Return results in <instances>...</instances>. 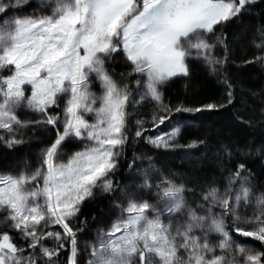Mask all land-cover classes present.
<instances>
[{
  "label": "snow or ice",
  "instance_id": "snow-or-ice-1",
  "mask_svg": "<svg viewBox=\"0 0 264 264\" xmlns=\"http://www.w3.org/2000/svg\"><path fill=\"white\" fill-rule=\"evenodd\" d=\"M253 13L264 17V0H0V144L24 145L28 129L54 133L38 166L0 172V264H61L69 247L63 264H80L81 208L97 189L118 214L86 247L87 264H264V191L240 159L264 157V143L221 142V177L203 186L177 182L151 157L146 168L128 165L130 186L113 179L130 133L194 160L207 141L179 142L194 114L235 110L251 125L243 86L226 72L228 34L216 32ZM257 39L244 63L264 67V25ZM117 57L128 68L118 75ZM194 62L217 79L221 99L166 102L163 88L189 79ZM142 103L151 111L134 116ZM69 142L78 145L70 154Z\"/></svg>",
  "mask_w": 264,
  "mask_h": 264
},
{
  "label": "trees",
  "instance_id": "trees-1",
  "mask_svg": "<svg viewBox=\"0 0 264 264\" xmlns=\"http://www.w3.org/2000/svg\"><path fill=\"white\" fill-rule=\"evenodd\" d=\"M259 12V9L256 10ZM264 25V17L258 14L246 15L240 21L230 23L223 28H217L216 35L221 32L228 34L230 41L229 62L225 66L226 72L232 80L243 86V99L246 100L243 112L245 120H251L250 126H242L235 118L234 111L228 112L223 109L217 113H197L195 119L188 122V126L182 132L180 143H188L192 140H206L207 149L203 146L200 149L193 150L195 159H187L182 154L173 155L165 152L163 149H155L147 140H135L130 133L129 143L125 147L124 154L120 157V164L117 172L113 176L114 181L121 188L131 185L130 169L128 165L135 158L136 165L143 169L149 164L148 158H152L155 165L176 174L177 182H186L189 188L194 185L203 186L206 181L213 179L219 180L221 177L220 164L216 159L217 148L221 142H237L241 146L247 143H254L259 147L264 143V116L261 115L264 110V99L261 94L264 93V67L259 64H245L246 59H251L255 47L253 41L259 43V29ZM217 55L222 54V48H217ZM117 75L126 72L127 67L122 57H117L112 64ZM193 71L189 79L174 78L164 88V95L167 101L172 103L184 102L189 106H198L202 103L212 102L221 99L223 88L217 79L209 74L203 65L194 62ZM248 90L256 93L251 95ZM240 90L238 89V92ZM136 114H147L151 111V105L142 103L135 108L130 109ZM164 126H161L163 128ZM155 130L150 129L149 134ZM27 143L17 146L13 149L6 148L0 144V172H18L25 170L26 166L32 168L38 166L37 152L39 147L45 146L53 138L54 133H43L37 129L33 134L32 129L26 131ZM47 140V141H46ZM78 149V145L69 142L65 145L64 151L71 153ZM241 160L247 163L253 173L254 182L258 191H264V157L253 154L248 157L241 156ZM231 166V165H229ZM199 193V187H197ZM191 198V193H186ZM113 197L110 194L96 190L94 198L84 202L80 220L87 221L82 232L78 233L79 244L81 242L95 239L99 228L110 227L111 222L116 218L117 211L112 209ZM249 243H257L253 239L241 238ZM92 242V241H91ZM70 254V247L62 250L59 260L61 264Z\"/></svg>",
  "mask_w": 264,
  "mask_h": 264
},
{
  "label": "rangeland",
  "instance_id": "rangeland-1",
  "mask_svg": "<svg viewBox=\"0 0 264 264\" xmlns=\"http://www.w3.org/2000/svg\"><path fill=\"white\" fill-rule=\"evenodd\" d=\"M25 11L26 12H30L31 11V9H25ZM127 71H128V69H127ZM27 118L28 119H32L33 117L31 116V115H28L27 116ZM47 141V140H46ZM45 146H41V147H39V150H38V152H37V162H38V157H39V154H40V150L42 149V148H44ZM36 164H38V163H36ZM249 239H252V238H249ZM91 241H90V243H89V241L87 242V241H85V242H81L80 244H79V248H80V254H79V256H78V260H79V262H80V264H87V262H88V260H89V251H87V250H85L86 249V247H88V246H90L92 243H94L95 242V239L93 240V239H90ZM249 244H252V243H249Z\"/></svg>",
  "mask_w": 264,
  "mask_h": 264
}]
</instances>
